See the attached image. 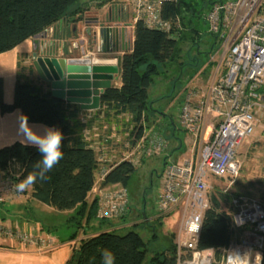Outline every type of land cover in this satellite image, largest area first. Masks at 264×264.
<instances>
[{
  "label": "trees",
  "instance_id": "obj_1",
  "mask_svg": "<svg viewBox=\"0 0 264 264\" xmlns=\"http://www.w3.org/2000/svg\"><path fill=\"white\" fill-rule=\"evenodd\" d=\"M213 1L208 0V5ZM82 5L81 0H0V54L45 32L62 20L68 21L70 17L75 21L81 19V13L85 9ZM200 5L199 8L195 7L192 0L163 3L162 17L171 22V33L148 28L140 21L134 24L131 49L124 52L118 61L121 85L110 86L102 92L97 110L105 117L127 116L126 120L119 118V121L123 127L122 140L130 150L143 136V123L148 111L153 110L149 92L154 78L168 70L171 64L178 62V67L187 66L181 60V45L187 37L182 13L189 10L190 16H203L200 11L204 4ZM188 29L194 33L191 39L195 45L199 40L197 31L192 26ZM191 60V66L198 68L197 56ZM188 88L191 87L185 83L181 101ZM14 109H19L21 121L57 128L64 137V158L48 173L47 180H38L29 188L32 198L57 211H71L66 219L67 225L73 229L69 241L75 240L94 220L105 224L108 219L97 217V197L88 200L95 183V171L101 164L107 165V173L100 182L101 187L117 184L127 187L135 167L127 159L110 165L101 160L103 152L95 149L82 133L89 123L76 120L78 108L74 104L57 100L43 86L20 79L14 85L12 102L6 103L3 100V82L0 78V112L4 114ZM40 159L41 154L33 146L15 142L1 147L0 176L2 179L12 177L19 181L28 172L35 170L33 165ZM253 185L258 187L259 200L264 202V174L262 178L252 182ZM238 195L244 194L218 189L209 192V204L203 213L197 241L199 249L211 248L218 258L231 238L240 234L242 228L232 227L233 208L230 202L232 196ZM156 213L159 216L156 220H161L163 215ZM126 215L120 217L121 222L125 221ZM137 225L140 224L134 223V226ZM174 235L170 237L168 246L156 249L150 257V264H176ZM104 249L115 255V264H142L148 252L147 241L138 232L128 230L120 234L113 228L97 231L77 240L65 264H102L101 252ZM261 264H264V245Z\"/></svg>",
  "mask_w": 264,
  "mask_h": 264
},
{
  "label": "built area",
  "instance_id": "obj_2",
  "mask_svg": "<svg viewBox=\"0 0 264 264\" xmlns=\"http://www.w3.org/2000/svg\"><path fill=\"white\" fill-rule=\"evenodd\" d=\"M86 6L105 8L102 24H94L95 35L111 50L116 27L109 24L117 18L121 24L134 27L138 21L146 27L171 33L172 24L162 17V5L178 0H81ZM208 33L223 39V71L217 74L202 96L188 88L178 109V125L199 141L198 156L164 164L160 174V193L156 210L165 215L179 211L174 235L176 264H261L264 245V202L246 195L231 197L232 227L242 228L216 257L211 248L199 249L197 241L203 213L209 204V180L212 177L238 175L241 163L237 148L256 127L264 126V0H215L203 15ZM83 19V20H82ZM81 29L93 23L81 18ZM93 20H96L93 18ZM91 21V22H90ZM73 47L84 52L77 42ZM113 46V45H112ZM105 47V48H106ZM90 61L88 58L86 59ZM213 123L208 124L207 120ZM166 141L158 133L143 135L126 158L139 166V156L160 154ZM101 160L105 161L104 155ZM107 173L100 170L98 183ZM19 181L6 177L0 182V203L6 197L22 194L14 185ZM97 189V217L109 219L126 215L129 198L126 187ZM226 191V190H225ZM190 225H200L199 229ZM0 237L15 240L24 247L47 251L56 240L47 233L20 229L0 221Z\"/></svg>",
  "mask_w": 264,
  "mask_h": 264
},
{
  "label": "crops",
  "instance_id": "obj_3",
  "mask_svg": "<svg viewBox=\"0 0 264 264\" xmlns=\"http://www.w3.org/2000/svg\"><path fill=\"white\" fill-rule=\"evenodd\" d=\"M84 5H82L85 9L81 13V18L88 17L93 22L90 28L81 29L79 26H81L83 19L75 21L74 18L71 19L72 17H70V20H62L48 28L45 32L39 34V37L36 38V36H34L26 39L13 49L0 54V78L3 82L4 102H12L13 88L16 81L19 79L21 81H30L31 79L34 81L33 83L43 86L45 90H49L47 83L39 78L32 65V53L34 52L35 42L37 43V52L41 51L42 46L44 47V55L46 56L64 57L79 61H86L87 58L92 61L97 58L120 57L124 52L131 49L134 40V27L128 24H121L117 21V18L111 19L109 24L114 25L116 31H114V40H112L110 44L111 50H109L103 43V36L95 35L93 32L95 23H103L105 18V8L103 6L91 8L86 6V4ZM93 18L96 20H93ZM73 42H77L80 48L82 46L84 52L73 47ZM216 56L217 54L212 52L208 65L205 67L199 65L197 68L198 71L191 79V81L196 84L194 88L197 87L201 92L204 90L206 92L215 76L224 69L223 54L221 53L217 60ZM196 62H198V58ZM29 64L32 65V71L35 77L33 79L30 78V76H26L27 74L21 69ZM185 69L187 70V68ZM162 73L160 75H162ZM183 74L184 72L179 75L176 82L183 78ZM156 79L157 77L154 78L153 84ZM161 81H168V79L166 77V79H162ZM120 85L121 78L120 69L118 67V72L114 75V78L111 81V86L119 87ZM182 94H180L181 97H183ZM160 97L162 96H158L156 101L161 99ZM149 101H151V108L153 110L150 109L147 113L146 120L143 123V135L158 133L166 141V146L159 154L160 156L162 155L163 166L168 162L181 161L191 155L194 156L193 152L198 144L191 135L181 131L178 125V114H174L175 120L170 117V115L165 116L164 112L157 111L153 108L154 97L153 100H151L149 96ZM74 105L78 108L76 120H79L81 123H89L82 133L89 141H91V144L95 149H100V151L103 152L106 161L105 163L108 165L116 164L122 159H126L129 155L130 149L122 140L123 127L121 126L119 118L126 120L127 116L122 115L121 117L118 116L113 118L111 117L112 115H110V117H105L102 112H97L99 108L95 110H82L79 108L78 104ZM151 111L154 113L153 119L149 117ZM22 122L19 109H14L13 111L4 114L0 112V148L15 142L25 144V137L21 131ZM27 124L33 127V130H36V125H44L41 123ZM186 134L189 137L186 136ZM185 153L186 155H184ZM137 156L140 158L141 165L145 160L150 158L134 153L133 157ZM105 166L107 165L101 164L99 169L95 171V183L88 196V200L97 197L98 188L96 187H101L100 183L97 182V179L100 170ZM1 180L3 179L0 176V182ZM158 187L159 195L160 176ZM70 212L71 211H57L52 207L33 199L29 189L14 197H7L4 202L0 204V220H2V222L11 223L23 230L33 232L39 231L47 234H49L50 229L55 225H63L65 229H67V232L71 230L66 221ZM127 222L128 221H124L117 227H111L106 226V223L98 224L99 222L94 220L93 222H90L85 231L83 230L80 232L82 236L79 234L75 240L69 241L68 238L71 235V232L61 243H57L56 241L55 246L47 251H38L31 246L24 247L15 240L0 237V264H65L71 256L72 248L77 240L97 231L111 230L113 228L124 226L128 224ZM131 223L133 224V222Z\"/></svg>",
  "mask_w": 264,
  "mask_h": 264
},
{
  "label": "rangeland",
  "instance_id": "obj_4",
  "mask_svg": "<svg viewBox=\"0 0 264 264\" xmlns=\"http://www.w3.org/2000/svg\"><path fill=\"white\" fill-rule=\"evenodd\" d=\"M192 1L197 8L201 6L200 4H204L200 11L204 15L208 8V0ZM182 15L184 16L183 21L185 23L184 33L187 37L183 40L184 42L181 45L183 53L181 60L186 62L187 66L184 68L178 67V62L171 64V67L163 72L162 75H159L154 84L151 85L149 95L151 100H153L154 97L153 108L157 111L164 112L165 116L170 115L174 120V114H178L179 104L182 98L180 94H184L185 80L188 79L186 81L188 87L194 88L196 85L191 79L198 69L196 66H191V59L197 56L199 65L205 67L208 65L212 52L217 54V60L224 50L223 39L207 32V25L203 16H190L191 13L189 10H185ZM190 26L196 29L197 36L199 37L195 45L192 43L191 39L194 33L188 29ZM198 51L200 52L199 54L197 53ZM22 68V71L27 74L26 76H30L32 79L35 78L31 64ZM185 68H187V70ZM182 70L184 72L183 78L176 82ZM166 77L168 81H161L162 79H166ZM30 82L34 81L30 79ZM194 90L196 95L199 96L206 93L205 90L201 92L197 87L194 88ZM158 96L162 97L156 101ZM149 117L153 119L154 113L152 111L149 113ZM207 123L212 124V119H208ZM188 135L186 134V136ZM197 144L193 152L195 157L198 156L199 145H201L199 141H197ZM184 155H186V153ZM237 155L241 163L238 175L233 181L228 177H212L209 180V192L211 190L213 192L217 189L222 191L227 190L232 193L244 194L253 199H259L258 187L256 185L252 186V182L262 178L264 174V126H261V128L256 127L252 134L242 140L237 148ZM162 166V155L160 156L159 154L151 155L142 165L139 164V166H135V171L126 187L130 210L124 220L128 221V224L116 228V232L120 234L128 230H135L147 241L148 252L142 264H150V257L156 249L168 246L171 240L170 237L172 234H175L178 227V210H173L163 215L159 221L156 220V218L159 217L156 216V198L159 192V174L162 171ZM112 186L113 185L102 186L101 188L105 187L104 190L116 189V187ZM120 217L109 218L108 221L106 220V226H119L123 223ZM131 222H133V224ZM134 222L140 225L134 226ZM143 223L145 225H142ZM72 231V228L67 232V229H65L63 225H55L50 229L49 235L54 237L57 243H61ZM80 236H82V234Z\"/></svg>",
  "mask_w": 264,
  "mask_h": 264
},
{
  "label": "water",
  "instance_id": "obj_5",
  "mask_svg": "<svg viewBox=\"0 0 264 264\" xmlns=\"http://www.w3.org/2000/svg\"><path fill=\"white\" fill-rule=\"evenodd\" d=\"M36 45L35 42L32 65L39 78L47 83L50 96L65 103L78 104L82 110L98 109L102 92L111 86L118 72L119 57L79 61L46 56L44 47L37 52Z\"/></svg>",
  "mask_w": 264,
  "mask_h": 264
},
{
  "label": "clouds",
  "instance_id": "obj_6",
  "mask_svg": "<svg viewBox=\"0 0 264 264\" xmlns=\"http://www.w3.org/2000/svg\"><path fill=\"white\" fill-rule=\"evenodd\" d=\"M36 130L27 124L24 120L21 124V131L25 137L26 146L35 147L41 154V159L34 163V171L20 179L14 188L18 192H23L33 187L37 181H45L48 179V173L59 164L64 158L62 150L63 134L57 128H51L46 125H36ZM19 162H17L18 164ZM190 228L199 229L200 225H190ZM102 264H115V255L108 249L101 252Z\"/></svg>",
  "mask_w": 264,
  "mask_h": 264
}]
</instances>
